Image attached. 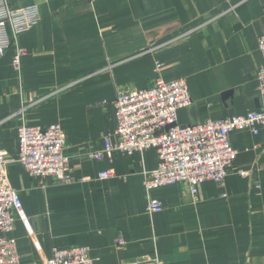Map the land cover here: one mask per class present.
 <instances>
[{"label":"crops","instance_id":"1","mask_svg":"<svg viewBox=\"0 0 264 264\" xmlns=\"http://www.w3.org/2000/svg\"><path fill=\"white\" fill-rule=\"evenodd\" d=\"M7 2L36 6L39 21L18 39L19 72L14 47L0 57V123L7 120L0 150L16 153L22 125H59L73 178L59 184L5 165L30 228L16 220L9 236L20 263L86 247L95 264H264V128L229 134L237 155L222 184L204 181L195 196L185 184L152 190L158 213L147 211L143 187L144 173L158 165L154 149L87 156L117 127V92L158 79L187 83L191 104L177 112L181 127L264 110L257 79L264 0ZM104 171L113 176L98 180Z\"/></svg>","mask_w":264,"mask_h":264},{"label":"built area","instance_id":"2","mask_svg":"<svg viewBox=\"0 0 264 264\" xmlns=\"http://www.w3.org/2000/svg\"><path fill=\"white\" fill-rule=\"evenodd\" d=\"M38 21L36 6L15 8L7 0H0V57L14 47L12 66L17 72L21 70L25 55L18 39ZM257 48L264 61V35L258 37ZM257 79L264 97V64L257 71ZM190 104L191 97L183 79L172 82L158 79L146 89L119 90L113 102L117 127L112 134L103 137L102 150L87 154L101 161L105 158L111 160L116 153L131 154L154 149L158 158L157 168L143 175L149 213L162 211V204L149 195L159 187L185 184L190 194L195 196L197 186L204 181L222 184L237 155L229 134L235 130H249L257 135L259 128H264V110L244 116L206 120L194 126H178L177 112ZM65 145L59 125H22L18 128L16 153L8 158L6 152L0 150V264H21L17 244L9 237L16 220L30 231L18 193L7 182L5 165L17 163L32 177H50L59 184H69L73 178L69 158L64 153ZM239 174L248 175L243 171ZM112 176V171H104L98 174L97 179L107 180ZM42 264L95 263L88 248L69 247L54 250L51 258Z\"/></svg>","mask_w":264,"mask_h":264}]
</instances>
